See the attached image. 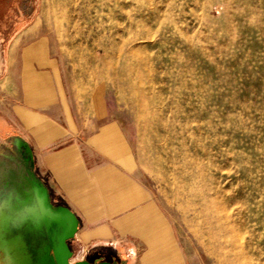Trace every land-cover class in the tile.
Wrapping results in <instances>:
<instances>
[{
  "label": "rangeland",
  "instance_id": "rangeland-1",
  "mask_svg": "<svg viewBox=\"0 0 264 264\" xmlns=\"http://www.w3.org/2000/svg\"><path fill=\"white\" fill-rule=\"evenodd\" d=\"M26 8L22 20L40 28L59 60L62 104L86 124L101 116L117 122L128 150L118 154L115 140L91 143L98 135L75 140L72 128L69 140L53 144L55 151L76 145L90 175L63 171L79 203L90 184L128 204L93 220L112 237L91 258L87 249L77 254L75 226L99 207L65 203L36 174L25 141L0 142V165L19 168L39 190L47 259L56 264L65 245L68 264H172L162 250L169 245L181 264H264V0H32ZM99 170L105 175L96 180ZM131 185L148 196L150 227L130 204ZM125 221L136 235L113 224Z\"/></svg>",
  "mask_w": 264,
  "mask_h": 264
},
{
  "label": "crops",
  "instance_id": "crops-1",
  "mask_svg": "<svg viewBox=\"0 0 264 264\" xmlns=\"http://www.w3.org/2000/svg\"><path fill=\"white\" fill-rule=\"evenodd\" d=\"M34 3V2H33ZM32 5V0H0V31L6 29L7 36L0 37V142L10 135L25 141L31 150V159L36 174L44 181L49 190L61 195L65 203L75 205V200L82 208H88L90 204L99 207L96 217L90 219L78 217L76 222L75 241L77 254L83 255L87 249L91 258L101 255L104 246L112 237L111 228L107 225H95L94 219L109 218L128 208V204L118 206L103 187L97 190L87 186L85 198L78 202L75 196L70 194V188H66L63 182V171L78 174L84 181H88L90 175H86L79 163H83L76 154V145L66 146L53 150V144L69 140V131H74L75 140L90 141L98 135L96 140H115L117 152L120 155L127 154L119 142L117 129L118 123L102 122V116L95 117L86 124L76 114L71 112L67 102L66 90L62 83V70L59 60L52 52L49 38L40 32L37 27L34 30L33 23H25L22 13L30 11L26 6ZM23 6V7H22ZM38 18L35 26L40 24ZM49 85L47 89L46 85ZM44 87V89H43ZM88 116V115H86ZM97 130V133H91ZM89 160L101 155L85 154ZM57 174L58 185L54 174ZM105 175L104 170L92 174L99 180ZM132 196L133 204L137 208V217L146 221L151 226V205L148 196L141 193L135 185L128 189ZM69 194H67V192ZM143 205V206H142ZM125 226L114 222L113 224L121 234L134 232ZM157 225L154 240L159 245L160 233L163 228ZM158 234V235H157ZM77 243V244H78ZM162 248V246H161ZM153 246L150 245L151 251ZM166 249V250H165ZM172 264H181L174 249L169 245L162 248ZM74 252H72L73 254Z\"/></svg>",
  "mask_w": 264,
  "mask_h": 264
},
{
  "label": "bare ground",
  "instance_id": "bare-ground-1",
  "mask_svg": "<svg viewBox=\"0 0 264 264\" xmlns=\"http://www.w3.org/2000/svg\"><path fill=\"white\" fill-rule=\"evenodd\" d=\"M24 144L22 139L15 138L17 148ZM42 204L39 190L19 168L0 165V264H53L47 259V239L41 233ZM47 228L50 234L54 232L52 222ZM67 253L66 248L60 249L59 264H64Z\"/></svg>",
  "mask_w": 264,
  "mask_h": 264
},
{
  "label": "water",
  "instance_id": "water-1",
  "mask_svg": "<svg viewBox=\"0 0 264 264\" xmlns=\"http://www.w3.org/2000/svg\"><path fill=\"white\" fill-rule=\"evenodd\" d=\"M61 248H66L67 249V247L65 246V245H62L61 247H60V249ZM60 249H59V251H60ZM59 251L57 252V255H58V253H59ZM67 251H68V253H67V255L65 256V258H64V264H68V258H69V256H70V252H69V250L67 249ZM57 255H56V264H59L58 263V261H57ZM52 260V259H51ZM52 262H53V264H54V261L52 260ZM77 264H88V263H85V262H80V263H77ZM100 264H110V263H100Z\"/></svg>",
  "mask_w": 264,
  "mask_h": 264
}]
</instances>
